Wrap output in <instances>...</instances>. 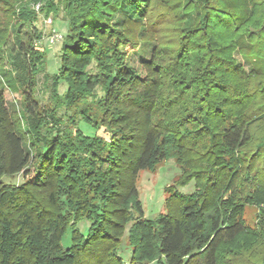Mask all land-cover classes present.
<instances>
[{
  "label": "trees",
  "instance_id": "obj_1",
  "mask_svg": "<svg viewBox=\"0 0 264 264\" xmlns=\"http://www.w3.org/2000/svg\"><path fill=\"white\" fill-rule=\"evenodd\" d=\"M35 2L46 17L62 12L68 21L59 72L44 76L57 106L51 123L62 126V108L81 109L69 116L74 130L44 133L48 122L25 92L29 153L0 94V264H122L124 239L130 264H238L244 207L264 205V0ZM126 8L132 13L115 24ZM23 15L33 23V12ZM20 29L13 65L31 88L46 56ZM146 32L159 42L141 79L126 60L142 39L153 40ZM91 99L102 107L99 122L82 106ZM78 122L103 126L109 140L87 136ZM171 159L181 174L165 189V212L146 218L139 174ZM17 175L21 184L6 181ZM191 182L194 192L183 194ZM262 212L254 260L243 253L239 264H264Z\"/></svg>",
  "mask_w": 264,
  "mask_h": 264
},
{
  "label": "rangeland",
  "instance_id": "obj_2",
  "mask_svg": "<svg viewBox=\"0 0 264 264\" xmlns=\"http://www.w3.org/2000/svg\"><path fill=\"white\" fill-rule=\"evenodd\" d=\"M43 4L44 2L36 3L35 0H0V94L3 95L6 100V105L12 120L20 128V135L26 137L25 148L29 153H32L33 149L26 135V131L29 128L28 124L30 117L25 110V92L31 94L36 101V115H38V118L41 121L45 120L46 123L48 122L43 130L44 133L54 128V135H57L55 127L61 128V130H74L75 126L68 124L69 116H76L77 112L81 109V106L76 108V111H70L65 108L60 109L58 116L61 117L62 126L60 124L59 126L52 124L51 122L53 120L49 118V115L57 106L52 97V85L45 80L44 76L46 73L54 75L59 72L62 40L68 31V21L65 20L62 12L58 15L46 17L45 12L42 10L44 8ZM25 12H33L34 17L32 16V24L28 21H23V13ZM131 13L132 10L126 8V11H121L117 14L114 23H121V21ZM20 26L21 29L19 34L23 41L25 43L30 42L33 49L39 53L41 58H45L46 56L47 71L39 72L36 75L33 79L32 85L34 86L31 87L32 89L30 86H27L26 81L23 83L20 81L22 78L19 79V72L13 65L16 57L14 51L17 50L14 43ZM40 34L42 38H36ZM55 35L59 37L54 43H51L50 40ZM144 37L149 39L153 37V40L142 39L137 48L129 50L126 60L127 66L141 79L146 77L144 64L152 60L153 52L158 47L159 42L156 36L148 32L144 34ZM31 39H33V41ZM235 58L246 70H250L248 63L241 55L236 54ZM66 88V85L61 83L59 93L62 94ZM96 96L100 99L103 94L98 90ZM98 99H91L82 105L86 113L97 122L100 121L103 115L102 107L97 103ZM78 123L80 129L87 136H99L104 140H109L103 126L99 132H95L91 126L83 122ZM180 174L181 170L173 159L162 162L155 172H140L137 186L146 218L152 219L157 217L159 213L165 212L164 206L165 199L167 198L165 189L172 185ZM6 181L19 185L22 183L23 178L21 175H17L13 179L7 178ZM179 189L183 194H191L194 192V183L191 182ZM262 208H264V205L260 207L254 204H248L244 207L241 218L245 223L247 233L233 244V247L239 250L240 255L244 253L249 258L253 257V260L255 254L253 245L255 239L254 232L259 229L260 220L263 215ZM90 227L91 223L87 220H83L78 224V230L84 236L87 235ZM62 245L65 249L72 246L70 230L65 234ZM240 255H238L240 261L238 264L244 263ZM118 256L122 260V264H130L132 250L127 239H124L121 243Z\"/></svg>",
  "mask_w": 264,
  "mask_h": 264
},
{
  "label": "built area",
  "instance_id": "obj_3",
  "mask_svg": "<svg viewBox=\"0 0 264 264\" xmlns=\"http://www.w3.org/2000/svg\"><path fill=\"white\" fill-rule=\"evenodd\" d=\"M59 36L55 35L51 38L50 42L54 43Z\"/></svg>",
  "mask_w": 264,
  "mask_h": 264
}]
</instances>
